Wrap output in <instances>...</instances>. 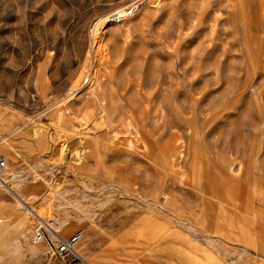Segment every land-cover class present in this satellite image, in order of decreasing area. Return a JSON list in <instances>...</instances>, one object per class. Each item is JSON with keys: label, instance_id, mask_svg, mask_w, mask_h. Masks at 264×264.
<instances>
[{"label": "rangeland", "instance_id": "obj_1", "mask_svg": "<svg viewBox=\"0 0 264 264\" xmlns=\"http://www.w3.org/2000/svg\"><path fill=\"white\" fill-rule=\"evenodd\" d=\"M0 155L6 240L46 217L91 264H264V0H0Z\"/></svg>", "mask_w": 264, "mask_h": 264}, {"label": "built area", "instance_id": "obj_2", "mask_svg": "<svg viewBox=\"0 0 264 264\" xmlns=\"http://www.w3.org/2000/svg\"><path fill=\"white\" fill-rule=\"evenodd\" d=\"M134 5L116 13L112 22L121 24L131 18L138 9ZM8 169L7 161L0 155V183L3 185H7L5 178L10 177ZM33 239L36 244L43 247L38 256V264H91L80 250L85 239L83 230H77L69 236H62L46 228L43 224H38L34 228Z\"/></svg>", "mask_w": 264, "mask_h": 264}, {"label": "bare ground", "instance_id": "obj_3", "mask_svg": "<svg viewBox=\"0 0 264 264\" xmlns=\"http://www.w3.org/2000/svg\"><path fill=\"white\" fill-rule=\"evenodd\" d=\"M239 1V0H238ZM240 4V3H239ZM245 4V3H244ZM247 5V4H246ZM239 6V5H238ZM237 7V6H236ZM225 9V8H224ZM235 10V8H234ZM241 10V9H240ZM246 10V9H245ZM121 10L119 11H116V13L120 12ZM243 11V10H242ZM238 12V11H237ZM241 14V13H240ZM243 14V12H242ZM239 16V15H238ZM246 16V14H245ZM244 18V17H243ZM107 18L104 19L103 21L107 22ZM240 20V18H239ZM242 21V19H241ZM137 93V92H136ZM141 93V91H140ZM139 93V94H140ZM139 96V95H138ZM140 98V97H138ZM143 100V99H142ZM144 101V100H143ZM140 102V101H139ZM138 102V103H139ZM112 103V102H111ZM110 103V105H111ZM114 105V104H113ZM112 106V105H111ZM129 106V105H128ZM130 107V106H129ZM131 108V107H130ZM137 108V107H136ZM144 108V107H143ZM134 109V108H133ZM145 111V110H144ZM129 114V113H128ZM121 117V115H119ZM125 116H126V113H125ZM136 116V115H135ZM145 116V115H144ZM117 117V116H116ZM119 117V118H120ZM129 118V117H127ZM122 119V118H120ZM130 120V119H129ZM126 121V119H125ZM128 123V120L126 121ZM131 122V121H130ZM135 122V121H134ZM147 124V123H146ZM127 125V124H125ZM137 126V125H135ZM144 126V125H143ZM142 126V127H143ZM147 126V125H146ZM141 127V126H140ZM141 127V128H142ZM127 128H128V125H127ZM139 128V127H138ZM146 128V127H145ZM128 130V129H127ZM138 130V129H137ZM141 130V129H140ZM129 133V132H128ZM131 133V132H130ZM133 134V133H131ZM130 134V136H131ZM135 134V133H134ZM138 134H140L138 132ZM143 134V133H142ZM145 135V134H144ZM134 136V135H133ZM136 136V135H135ZM137 142V141H136ZM132 143V142H131ZM97 146V144H95ZM127 145V144H126ZM106 149V147H105ZM108 149V148H107ZM160 154V159L158 160V158L156 157L155 159V163L157 165H162L163 163H165V161H167V159L170 157V152H161V153H158ZM171 155H172V152H171ZM6 180V183H7V187L5 190H7L8 192H12L11 191V188L10 186L8 185V181H7V177L5 178ZM12 181H13V184L16 188L19 187V185L22 183L21 180L18 179L17 176H13L12 178ZM192 183V182H191ZM2 183H0V187ZM5 186V185H4ZM3 186V187H4ZM194 189H201V186H200V183H199V187H196L194 184L192 185ZM165 200V199H164ZM20 201L22 202V204H25L23 200L20 199ZM211 205V204H210ZM209 206V205H208ZM161 210V209H160ZM29 213H32L31 209L28 210ZM49 217V216H48ZM39 224H43L46 228L54 231V232H57L59 233L62 226L66 223V222H62L61 220L59 219H56V218H46V217H38L37 218ZM189 225V224H188ZM191 226V225H190ZM197 229V228H196ZM30 230L25 228V227H20V230L18 231V234H17V237L14 238V240H6V236H4V234H2L0 236V260L1 258H4L6 256V259H8L7 257H9V259H12V261L14 260L15 262L17 261L16 259H18L19 257H22V256H29L31 258H35L38 254L41 253L42 249H41V246L36 244L34 242V239H31L29 242V238H28V234H29ZM60 234V233H59ZM9 235V234H8ZM61 235V234H60ZM10 236V235H9ZM16 236V234L14 235ZM13 242V245L11 246V243ZM213 245V244H212ZM6 261V260H5ZM13 261V262H14Z\"/></svg>", "mask_w": 264, "mask_h": 264}, {"label": "crops", "instance_id": "obj_4", "mask_svg": "<svg viewBox=\"0 0 264 264\" xmlns=\"http://www.w3.org/2000/svg\"><path fill=\"white\" fill-rule=\"evenodd\" d=\"M161 210H163L162 208H161ZM83 212H85V213H91L90 214V217H94L95 216V214L92 212V210L90 211V209L88 210L87 209V211H83ZM128 216L129 217H133V213H129L128 214ZM78 222H80V221H78ZM136 220L134 219V220H132V221H129V222H127V225H124V228L126 227L128 230H132V229H135V227H136V225H134V224H136ZM90 230H92V229H89V231ZM214 242H212L211 244H213ZM87 251H90V250H87Z\"/></svg>", "mask_w": 264, "mask_h": 264}]
</instances>
